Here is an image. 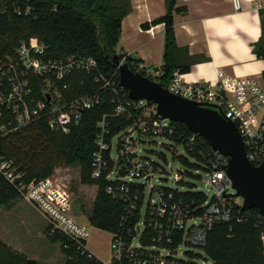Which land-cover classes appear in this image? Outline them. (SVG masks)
Instances as JSON below:
<instances>
[{
    "label": "built area",
    "instance_id": "obj_1",
    "mask_svg": "<svg viewBox=\"0 0 264 264\" xmlns=\"http://www.w3.org/2000/svg\"><path fill=\"white\" fill-rule=\"evenodd\" d=\"M232 3L236 11L242 9L241 0H232ZM254 7L263 9L264 1L256 2ZM43 56V44L23 42L15 49L13 58L0 64V122L5 119L6 112L14 117L13 120L8 119L4 121L7 123L0 124V136L37 120L50 104V128L68 134L71 127L79 123L82 111L90 110L99 103L97 96L81 97L67 103L51 95V83L48 82L41 89L40 97L35 98L32 96L30 82L26 79L28 72L51 76V81H61L73 70L97 73L96 82H101L103 88L112 90L114 94L115 115L123 117L130 124L121 133L113 135L109 142L105 140L110 136L108 125L105 122L99 125L100 132L96 139L98 150L93 154L92 176L100 178L109 162H113L109 179H118L120 172L124 170L125 176L121 179L144 187L143 191L129 192L123 186L116 193L119 194L117 198L125 204L126 213L120 220L119 228L111 232V257L108 264H213L205 253L206 257H201V261L197 262L194 253H189L186 257V254L180 253V249L185 245L203 251L209 232L215 224L229 223L233 218L240 223L247 220V216L240 212L235 214L236 207L246 211L243 210V198L229 197L236 194V191L227 176L228 158L212 149L203 137L194 133L184 138L185 144L174 142L172 137L178 134L174 123L158 115L157 105L153 104L155 108L147 110V101L130 98L128 90L120 86L119 67L108 78L100 72L94 58L71 55L58 61H45ZM138 66L146 77H152L151 71L144 70L141 64ZM116 75H119L118 82ZM158 77L160 75L156 79ZM167 90L183 99L208 106L233 122L242 137L248 160L256 167L264 162V87L258 80L250 77L222 78L216 83L187 84L177 70ZM48 97L50 101L47 103ZM117 136L120 137L114 146ZM152 138L171 140L188 154V148L191 151L196 141L203 139L209 145V149L202 152L206 160L204 170L209 176L206 183L215 187L217 194L210 200L204 193L207 201L200 213L195 200L188 201L184 197L186 191L152 186L155 177L166 171L162 165L143 156L142 150L139 152L137 149L144 140ZM0 174L11 185L16 186L21 198L30 202L45 218L50 234L66 236L78 245L88 259L100 261L88 247L92 225L88 218L85 224L74 219L71 195L59 179L48 177L26 184L22 174H16L12 163L3 157H0ZM173 177L176 184L185 180L181 171ZM148 187L150 190L147 193ZM231 189L234 190L233 194H229ZM108 192L115 196L111 189ZM261 218L264 219V216L261 215ZM261 241L264 245V231Z\"/></svg>",
    "mask_w": 264,
    "mask_h": 264
},
{
    "label": "trees",
    "instance_id": "obj_2",
    "mask_svg": "<svg viewBox=\"0 0 264 264\" xmlns=\"http://www.w3.org/2000/svg\"><path fill=\"white\" fill-rule=\"evenodd\" d=\"M175 5L176 0H168L166 15L152 23H164L166 27L163 73L154 80L164 88L168 87L174 72L180 70L173 22ZM129 12L128 0H0V64L13 58L15 49L21 43H41L44 46L45 61H58L71 55L94 58L100 72L110 78L116 72L112 58L118 55L120 61L124 60L134 72L145 76V72L139 69L140 61L117 50L122 20ZM150 26L145 24L143 27ZM254 52L264 60V40L254 45ZM187 70L189 67L180 70V73ZM96 76L95 72L73 70L63 80L51 81V76L28 72L26 79L30 82L32 96L35 98L40 97L41 89L48 82L51 83V95L67 103L81 97L94 96L98 97L99 103L90 110H83L79 123L73 125L68 134L50 128L48 114L51 104L48 105L37 120L0 136V157L12 163L16 174H22L26 184L42 181L58 169L78 165L80 183L97 187L88 220L93 227L112 232L119 228L120 220L126 213V206L117 198L119 194L116 193L123 186L129 192L143 191L144 187L121 179L125 176L124 170L118 179H109L113 162H109L100 178L92 176L93 154L98 150L96 139L100 132L99 125L102 122L108 125L110 136L105 140L109 142L113 135L121 133L130 124L123 117L115 115L114 94L112 90L103 88L101 82H96ZM116 79L118 82L119 75H116ZM8 119H14L10 112L5 113V119L0 124L7 123L4 121ZM174 125L178 134L172 140L177 144H185L184 138L192 136V132L185 124ZM206 149H209V145L203 139L196 141L191 151L188 148L189 155L198 162V165H193L188 161L190 168L205 169L206 160L202 152ZM186 175L193 177L192 172H186ZM179 184H182V188H188L184 197L188 201L195 200L200 213L207 196L197 191L191 183ZM110 189L115 196L108 192ZM20 198L18 188L0 174V208L12 209ZM237 212L247 216V220L240 223L233 218L229 223L215 224L209 232L203 252L213 264H264V245L261 241L264 219L260 211H242V208L236 207L235 214ZM46 237L60 244L65 264H103L88 259L78 245L64 235L50 234L47 228ZM0 264L40 263L12 251L0 241Z\"/></svg>",
    "mask_w": 264,
    "mask_h": 264
},
{
    "label": "crops",
    "instance_id": "obj_3",
    "mask_svg": "<svg viewBox=\"0 0 264 264\" xmlns=\"http://www.w3.org/2000/svg\"><path fill=\"white\" fill-rule=\"evenodd\" d=\"M128 1L130 12L122 20L117 50L140 61L156 79L163 73L166 27L164 23H152L166 15L168 0ZM241 1L242 9L236 11L232 0H176L173 22L178 67H189L180 73L185 83H216L222 78L243 77L264 83V60L254 52V45L264 40V8L258 10L254 4L264 0ZM145 24L151 26L144 28ZM20 211V218H12ZM0 213V241L40 264L53 263L55 251L51 244L58 243L46 237L48 224L42 229L34 208L18 203Z\"/></svg>",
    "mask_w": 264,
    "mask_h": 264
},
{
    "label": "water",
    "instance_id": "obj_4",
    "mask_svg": "<svg viewBox=\"0 0 264 264\" xmlns=\"http://www.w3.org/2000/svg\"><path fill=\"white\" fill-rule=\"evenodd\" d=\"M112 61L119 67L120 86L128 90L131 99L157 105L162 119L185 124L228 158L227 176L236 191L229 197L243 198V210L258 209L264 216V162L256 167L248 160L236 125L208 106L173 95L158 82L134 72L127 63L120 64L118 55Z\"/></svg>",
    "mask_w": 264,
    "mask_h": 264
},
{
    "label": "rangeland",
    "instance_id": "obj_5",
    "mask_svg": "<svg viewBox=\"0 0 264 264\" xmlns=\"http://www.w3.org/2000/svg\"><path fill=\"white\" fill-rule=\"evenodd\" d=\"M122 62H124V60H122ZM149 78L153 81L155 80V77L153 75L152 77ZM260 83L264 87V83L263 82ZM154 108L155 106L153 104L148 103L147 110H152ZM119 137L120 136H117L115 138L113 142L114 146H116ZM137 149L139 152L142 150L141 154L143 156L152 158L155 162L162 165L166 171V173H164L163 175L158 174L155 177V179L152 182V186H161V187H167L173 189L175 188L183 192L187 191L188 188L186 187L182 188V184H176L173 177L176 173L181 171V173L184 174L185 183L193 184L197 191L205 193L210 200L216 196L217 190L215 189V187L208 185L206 183V180L209 178V176L206 174L205 170H203L202 167L190 168V166H188L189 162L193 165L195 164L198 165V162L195 159H193L187 152H185L181 146L174 145L171 140H167L164 138L146 139L143 141V144H139L137 146ZM186 172H192L193 177L190 178L189 176H187ZM79 175H80V168L78 165H74L71 167L61 168L56 170V172L53 175H51L50 178H53L54 180L59 179V182L63 183L66 186L68 192L71 195L72 215H74L73 217L77 222L85 224L88 222L87 218L94 204L97 187L82 185L80 183ZM149 190L150 188L148 187L146 189V192L148 193ZM233 193L234 190L232 189L229 190V194H233ZM18 203H23L25 205H29L32 208H34L32 204L24 198L19 199V201H17L15 205H17ZM0 210H1L0 212H4L5 210L10 211L11 209L0 208ZM20 217H21V211L12 215V218L18 219ZM35 219L37 220V222L40 223L42 229H44L47 222L45 218L39 213V215H35ZM0 222H1V218H0ZM111 241H112L111 232L103 231L92 226L90 237L88 240V245L94 250L93 252L95 256L104 264H108L110 262ZM51 247L55 251V254L53 253L52 255V261H53L52 264H62L63 259L65 261V255L61 251L60 244L59 243L51 244ZM180 253L186 254V257L189 256V253H194L195 260L197 262L201 261V257H206L201 249L187 247L185 245L181 247Z\"/></svg>",
    "mask_w": 264,
    "mask_h": 264
}]
</instances>
